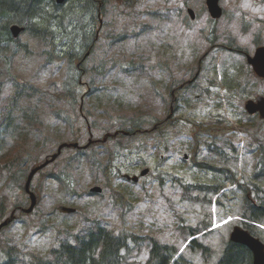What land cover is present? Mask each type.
<instances>
[{
  "label": "rangeland",
  "instance_id": "obj_1",
  "mask_svg": "<svg viewBox=\"0 0 264 264\" xmlns=\"http://www.w3.org/2000/svg\"><path fill=\"white\" fill-rule=\"evenodd\" d=\"M107 1L105 41L99 42L86 61L88 69L95 70L83 77L72 70L81 84L93 79L92 85L97 89L83 102L93 138L103 139L130 119L144 118L151 124L143 127H152L153 122L169 115L171 94L175 92L181 100L171 116L173 125L165 129V139L156 138L155 133L138 134L129 140H112L106 146L94 144L85 154L65 149L33 180L32 190L38 197L35 210L23 215L17 211L18 219L1 235L0 264L6 242L19 249L18 264H26L28 253L46 254L60 240H70L97 221L115 233L126 229L172 245L192 264H217L223 251L219 253L223 243L221 230L210 234L212 240L204 241L212 248L205 258L200 251L187 247V228H209L221 211L242 214L244 193L237 183H227L223 174L212 169L224 166L227 156L232 160L226 165L237 174V181L248 185L256 182L254 173L264 150V123L248 118L245 102L258 94L264 96V81L247 66L243 56L224 52L222 45L233 40L252 54L255 44L264 43V2L221 0L225 15L214 23L208 19L205 0ZM189 7L197 11L196 21L187 15ZM58 27L62 37L73 42L71 29L64 33V28L59 24ZM20 40L26 49L7 54L9 63L0 59V78L4 83L0 122L18 90L8 77H16L25 86V93L11 114L16 122L21 119V127H26L15 131L14 125L10 136L2 135L1 152L18 148L10 174L0 167V200L4 197L7 202V215L2 220L14 206L28 202L20 182L8 189L14 175L42 163L61 143L78 141L86 145L90 139L89 127L80 114V97L87 91L86 85L78 87L76 101L70 106L64 99L69 63L47 62L44 51L48 48L39 39L23 35ZM211 46L208 67L199 75V61ZM224 71L229 78L222 84ZM192 82L196 84L193 89L186 87ZM197 136L211 147L217 145L224 150L211 153L207 147L205 151L197 149ZM117 143L130 147L133 156H118L107 177L104 167ZM185 154L189 155L187 161ZM145 167L151 169L150 175L138 184L123 177L139 175ZM59 175L66 181L56 180L54 176ZM214 184L223 188L220 205L214 193L184 186ZM96 185L104 191L91 196L89 189ZM60 205L76 207L78 215L61 216ZM148 256L147 247L136 249L125 264H143Z\"/></svg>",
  "mask_w": 264,
  "mask_h": 264
},
{
  "label": "trees",
  "instance_id": "obj_2",
  "mask_svg": "<svg viewBox=\"0 0 264 264\" xmlns=\"http://www.w3.org/2000/svg\"><path fill=\"white\" fill-rule=\"evenodd\" d=\"M45 0H0V57L15 42L12 38L10 27L19 24L29 30L35 36L45 39L55 37L52 32L54 17L44 15ZM78 24L75 26V33L69 34L74 38L73 42H68L69 49H79V45L86 44L85 39L90 32L89 23L84 24L89 17L85 12L76 13ZM67 18V17H66ZM90 21V19H89ZM47 22V24L45 23ZM83 38V39H82ZM83 41V43H81ZM65 43V39H60V44ZM81 43V44H79ZM79 51V50H78ZM78 51H72L70 56L72 62ZM72 85V84H70ZM69 85V86H70ZM68 90H70L68 88ZM72 96L74 94H71ZM138 121L134 122L130 133L139 129ZM0 128V134H7L8 130ZM18 148L13 147L0 155V163H7L14 159ZM0 164V165H1ZM6 165V164H5ZM119 197V196H118ZM251 209L253 219L264 217V202L260 206L248 204ZM4 203L0 206V218L6 213ZM148 243L150 246V259L146 264H170L174 260L176 248L172 245L162 244L154 238L142 237L126 229H122L117 234L113 231L98 225L96 229L88 230L84 237L78 241L77 245L68 242L62 243L57 249L50 252L49 256L32 254L29 257L30 264H123L131 250L139 245ZM174 264H188L182 258L175 260ZM218 264H252V253L244 246L230 243L219 260Z\"/></svg>",
  "mask_w": 264,
  "mask_h": 264
},
{
  "label": "water",
  "instance_id": "obj_3",
  "mask_svg": "<svg viewBox=\"0 0 264 264\" xmlns=\"http://www.w3.org/2000/svg\"><path fill=\"white\" fill-rule=\"evenodd\" d=\"M218 2H219V0H208L209 10H210V12L212 13V15L214 17H217V16L220 15V7L218 5ZM18 32H19V30L16 29L15 30V34H17ZM258 52H264V48H260L257 51V53ZM255 61H256V56L254 58L250 59V62L254 65V69H255L256 73L260 77H263L264 78V76H262L259 72H257ZM246 107L252 113L253 112H256L258 110L264 111V98L263 97H259L257 99V104H255L253 101H250V102L247 103V106ZM45 165H43V166H45ZM38 169L39 168L35 169L32 172V174L30 175V179H29L28 184L30 183V180H31L33 174ZM33 200H34V198H33ZM34 202H35V200H34ZM6 223H4L3 225H5ZM232 238L235 241H238V242H241L242 244L247 245L252 250V252L254 254V264H259L261 254H264V246L258 240H255L254 238H252L251 236H249V234H247L246 232H243V231H241L239 229H236L235 230L234 235H233Z\"/></svg>",
  "mask_w": 264,
  "mask_h": 264
},
{
  "label": "snow or ice",
  "instance_id": "obj_4",
  "mask_svg": "<svg viewBox=\"0 0 264 264\" xmlns=\"http://www.w3.org/2000/svg\"><path fill=\"white\" fill-rule=\"evenodd\" d=\"M256 69L262 76H264V52H258L256 54ZM259 264H264V254H261Z\"/></svg>",
  "mask_w": 264,
  "mask_h": 264
},
{
  "label": "flooded vegetation",
  "instance_id": "obj_5",
  "mask_svg": "<svg viewBox=\"0 0 264 264\" xmlns=\"http://www.w3.org/2000/svg\"><path fill=\"white\" fill-rule=\"evenodd\" d=\"M257 2H260L259 0H256Z\"/></svg>",
  "mask_w": 264,
  "mask_h": 264
}]
</instances>
